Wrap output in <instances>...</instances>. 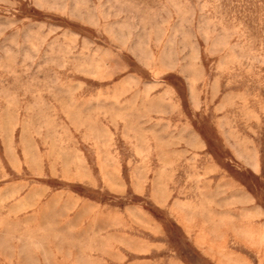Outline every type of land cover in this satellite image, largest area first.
Segmentation results:
<instances>
[{
	"label": "rangeland",
	"instance_id": "rangeland-1",
	"mask_svg": "<svg viewBox=\"0 0 264 264\" xmlns=\"http://www.w3.org/2000/svg\"><path fill=\"white\" fill-rule=\"evenodd\" d=\"M0 264H264V0H0Z\"/></svg>",
	"mask_w": 264,
	"mask_h": 264
}]
</instances>
